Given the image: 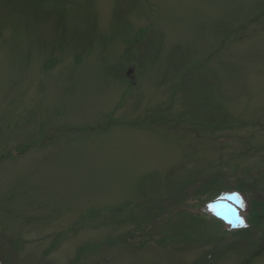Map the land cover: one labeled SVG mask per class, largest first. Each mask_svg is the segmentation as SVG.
Wrapping results in <instances>:
<instances>
[{
    "label": "rangeland",
    "instance_id": "obj_1",
    "mask_svg": "<svg viewBox=\"0 0 264 264\" xmlns=\"http://www.w3.org/2000/svg\"><path fill=\"white\" fill-rule=\"evenodd\" d=\"M262 9L0 0V264H264L216 197L264 172Z\"/></svg>",
    "mask_w": 264,
    "mask_h": 264
},
{
    "label": "trees",
    "instance_id": "obj_2",
    "mask_svg": "<svg viewBox=\"0 0 264 264\" xmlns=\"http://www.w3.org/2000/svg\"><path fill=\"white\" fill-rule=\"evenodd\" d=\"M264 15V9L260 10L258 12V15L254 18V20L258 17V16H262ZM254 131L256 132L255 134L252 131H248V133L245 135V137L243 139H241V143L246 147L245 148V152H247L246 154H249V151H256L257 154H259L262 158V160L264 161V140L260 139L258 141H256L253 144L252 138H254V135L258 134L259 132L262 133L264 132V128H258V129H254ZM249 145H251V148H249ZM263 168H261V171ZM250 171V169H248V172ZM220 176L223 178H226V172H222V171H216L214 177L216 176ZM264 177V172H262V174H259L257 177H250L249 176H245V175H238V184H237V189L234 188H230V190H222L220 192H218L216 194V197H220L221 196H227L230 199L231 205L233 207H235L236 211L238 212L239 215L244 216L246 219V223L244 225L246 226H232L230 223H226L224 220V223L229 224L230 228L238 230V234H247V233H251L250 231H252L256 226H258L259 224H262L264 221V197L262 198H258V197H252V199L250 201L247 200L246 194L248 195V193H250V189H248L247 184L248 181H251V183H253V185H257L260 182L261 185V180ZM264 181V180H262ZM245 194V195H244ZM241 201H243V203H241ZM228 226V225H227ZM138 233L140 234H144V236H146L145 238L147 240L150 239V234H152V230L150 228H148V231H146L143 228L140 229H136L133 228L131 230V232L129 233V235L126 236L125 239H127V241H134L135 237H139L140 235H137ZM146 233V234H145ZM124 239V238H122ZM140 238H138L137 240H139ZM261 240V239H260ZM150 241V240H149ZM263 241V240H262ZM102 244H100L101 246ZM103 246V245H102ZM260 244H255L254 247L255 248H260ZM264 246V245H263ZM105 247V246H103ZM88 251H91V249H89ZM85 253H88L87 251ZM257 255V254H256Z\"/></svg>",
    "mask_w": 264,
    "mask_h": 264
},
{
    "label": "snow or ice",
    "instance_id": "obj_3",
    "mask_svg": "<svg viewBox=\"0 0 264 264\" xmlns=\"http://www.w3.org/2000/svg\"><path fill=\"white\" fill-rule=\"evenodd\" d=\"M241 203H243V201H241ZM236 219L239 221V223L242 226H246V225H244V221H243V218L242 217L237 216ZM229 223H233V221H229ZM233 226H235V225L233 224Z\"/></svg>",
    "mask_w": 264,
    "mask_h": 264
}]
</instances>
